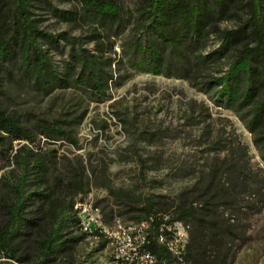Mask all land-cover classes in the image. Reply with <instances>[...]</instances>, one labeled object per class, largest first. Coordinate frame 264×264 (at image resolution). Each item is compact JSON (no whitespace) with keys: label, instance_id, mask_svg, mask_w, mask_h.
Here are the masks:
<instances>
[{"label":"rangeland","instance_id":"obj_1","mask_svg":"<svg viewBox=\"0 0 264 264\" xmlns=\"http://www.w3.org/2000/svg\"><path fill=\"white\" fill-rule=\"evenodd\" d=\"M120 1L123 4L120 26L113 28L85 17L82 0L30 2L35 25L60 36V46L51 48V56L61 76H67V62H72L71 56L82 48L85 53L101 56L105 70L119 84L109 82L108 97L98 101L73 86L54 88L44 95L34 86L15 81L13 74L5 75L2 107L7 115L18 117L21 126L32 130L34 141L20 143L7 137L0 145V225L9 221L7 209L15 201V185L24 173L13 159L24 143L32 155L40 149L46 153L54 175L72 167L81 169L85 164L90 184L83 194L74 195L64 184L53 187L49 198L31 197L20 233L13 241L14 258L0 257V264L38 263L41 260L38 242L54 227L65 203H73V213L80 195L92 193L112 234L123 233L120 225H113L117 218L127 226L139 224V231H146L147 223L140 224L143 220L139 219L147 197L158 201L161 207L194 185L211 161L238 158L230 156L232 146L244 145L252 167L264 169L253 133L234 111L219 106L200 89L201 83L228 71L238 49L253 43L252 0H224L226 7L221 13L214 10L218 5L212 6L213 1H209L213 15L190 57L220 49L226 32L241 33L218 58L197 71L191 70L190 78L130 68L127 60L135 41L147 39L144 20L137 11L143 2ZM64 12L72 13L71 19L60 16ZM52 124L58 125L66 138L49 139L43 127ZM45 188L42 185L39 190ZM36 190L34 185L27 187L28 193ZM171 230L173 238L166 241L173 254L178 255L175 249L188 243L189 232L180 222ZM248 234L247 244L240 245L238 241L234 245L231 264H264V214L251 219ZM106 239L83 234L66 222L61 235L65 248L48 264H118L113 257L114 247ZM105 241V246H101ZM179 260L174 264H182ZM146 263L151 264L143 260L142 264Z\"/></svg>","mask_w":264,"mask_h":264},{"label":"trees","instance_id":"obj_2","mask_svg":"<svg viewBox=\"0 0 264 264\" xmlns=\"http://www.w3.org/2000/svg\"><path fill=\"white\" fill-rule=\"evenodd\" d=\"M31 1L0 0V145L7 137L20 143L34 141L32 130L21 126L18 117L7 115L2 107L5 75L13 74L15 81L34 86L44 95L54 88L73 86L98 101L108 97L109 82L119 84L105 70L101 56L85 53L82 48L71 56L72 62H67V76H61L51 56V48L60 46V36L55 37L35 25L29 10ZM209 1L142 0L137 11L144 20L147 39L135 41L127 60L130 68L136 72L190 78L191 70L197 71L218 58L241 31L226 32L218 50L194 55L193 58L189 55L195 52L203 29L213 15L212 6L218 5L214 9L218 13L226 7L224 0H212L211 7ZM82 3L84 16L90 21L110 28L120 26L118 19L123 9L120 0H82ZM252 10L253 43H246L238 49L228 71L201 83L200 89L219 106L231 109L241 118L253 133L255 146L264 162L263 0H252ZM71 15L64 12L60 16L71 19ZM46 44L50 47L45 48ZM43 133L53 140L66 138L56 124L44 126ZM31 153L32 150L24 143L13 156L24 173L15 185V201L7 209L9 221L0 225V257L14 258L13 241L20 233L24 210L31 197L49 198L53 187L60 188L64 184L74 195L83 194L90 184L85 164L81 169L72 167L54 175L46 153L41 149L36 154ZM231 155L239 157L211 161L206 173L194 185L180 191L161 207L152 197L145 199L143 216L139 219L143 220L141 223H147L144 249L156 257L158 264H174L179 257H182L179 260L182 264H231L236 242L239 241L240 245L248 243L251 219L264 214V169L252 167L247 149L240 143L230 148ZM140 163L142 167L146 166L143 160ZM31 174L33 178H30ZM30 185L38 190L28 193ZM42 185H46L44 191L39 190ZM76 204L73 213L72 202L62 206L54 227L38 242L41 260L36 264L56 260L65 248L66 242L61 240L64 223L71 222L80 230ZM177 222L187 227L189 241L180 254L174 255L160 237L173 238L169 228ZM83 234L105 237L98 231ZM106 240L109 241L108 238Z\"/></svg>","mask_w":264,"mask_h":264},{"label":"built area","instance_id":"obj_3","mask_svg":"<svg viewBox=\"0 0 264 264\" xmlns=\"http://www.w3.org/2000/svg\"><path fill=\"white\" fill-rule=\"evenodd\" d=\"M78 206L81 207L82 218L86 221V226L104 234L109 239L114 247L113 257L118 260V263L142 264L143 260L151 259L144 252L148 233L147 231H139V224L127 226L122 219L117 218L113 225L123 226V233L112 234L111 227L104 224L103 214L96 205L92 193L81 195L78 199ZM171 228L169 229L171 230ZM184 248L181 246V248L175 249L176 254H180Z\"/></svg>","mask_w":264,"mask_h":264},{"label":"bare ground","instance_id":"obj_4","mask_svg":"<svg viewBox=\"0 0 264 264\" xmlns=\"http://www.w3.org/2000/svg\"><path fill=\"white\" fill-rule=\"evenodd\" d=\"M76 217L79 219V227H80V231H82V233H83V232H84V233H91L92 231H95V230H93L92 228H89V227L86 226V221L83 220V218H82L81 207L78 206V204H77V206H76ZM120 228L123 229V226L120 225ZM139 228H140V227H139ZM141 228H142V227H141ZM116 229H117V228H116ZM116 229H115V230H116ZM166 238H167V237H165V235H164V236L162 235V236L160 237V241H161L162 243H164L165 245H167L168 248H169L170 250H172V248L169 246L168 242L166 241ZM170 243H171V242H170ZM144 252L147 253V256L151 258L150 260H146V261L150 262L151 264H158V261H157L156 257H155L153 254H151L150 252H148V250L145 251V249H144ZM172 252H173V251H172ZM116 260H117V259H116ZM117 261H118V260H117ZM144 263H145V262H144ZM118 264H119V263H118ZM123 264H124V263H123ZM146 264H147V263H146Z\"/></svg>","mask_w":264,"mask_h":264}]
</instances>
